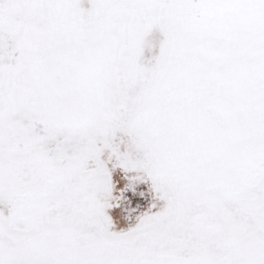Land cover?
<instances>
[{
	"label": "snow or ice",
	"instance_id": "1",
	"mask_svg": "<svg viewBox=\"0 0 264 264\" xmlns=\"http://www.w3.org/2000/svg\"><path fill=\"white\" fill-rule=\"evenodd\" d=\"M0 264H264V0H0Z\"/></svg>",
	"mask_w": 264,
	"mask_h": 264
},
{
	"label": "rangeland",
	"instance_id": "2",
	"mask_svg": "<svg viewBox=\"0 0 264 264\" xmlns=\"http://www.w3.org/2000/svg\"><path fill=\"white\" fill-rule=\"evenodd\" d=\"M152 57V51H151V45L149 46L148 51L145 53V60H150ZM144 206H147V203L145 202ZM135 221L134 219L130 220V221H121L120 223V227H127L130 224H133Z\"/></svg>",
	"mask_w": 264,
	"mask_h": 264
}]
</instances>
